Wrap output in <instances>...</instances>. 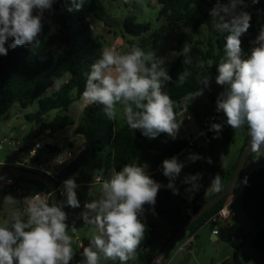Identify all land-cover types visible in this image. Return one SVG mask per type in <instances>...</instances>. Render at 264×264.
<instances>
[{"label": "clouds", "instance_id": "clouds-1", "mask_svg": "<svg viewBox=\"0 0 264 264\" xmlns=\"http://www.w3.org/2000/svg\"><path fill=\"white\" fill-rule=\"evenodd\" d=\"M58 0H0V55L7 56L9 48L37 46L43 32L45 13H54ZM68 11H79L84 0H68ZM244 0H217L210 15L217 17L216 30L227 33L224 57L217 66L215 83L223 87L216 98V112L223 122H213L209 131L215 139L221 138L225 125L231 129H248L249 152L259 162L264 150V27H261L248 58H243L242 36L251 27V14L243 11ZM92 30V25L90 26ZM12 40L8 47L5 45ZM191 49L185 45L181 50L183 64H190ZM165 57L145 53L132 47L124 54L105 48L101 57L94 62L87 74L85 90L75 107L81 101L103 105L109 120L117 119V105L128 127L139 130L149 140L165 134L173 141L178 138L180 123L174 111V101L162 91L165 82L172 80L168 73ZM188 74L181 73L178 82L183 84ZM212 77H204L202 87L184 96L183 102L202 97L205 90H211ZM61 83V82H58ZM190 118V117H189ZM214 121L216 117L212 118ZM167 142V141H165ZM212 164L211 157L189 152L184 161L177 156L163 160L161 169L168 183L155 180L145 171L147 164L136 162L125 164L120 170H113L110 177L100 183L99 199L86 200L81 205L75 178L63 182L65 201L63 204H49L47 197L37 193L23 201V212L12 211L10 217L0 225V264H71L73 259L72 237L68 235V214L64 207L83 210L79 214L85 224H94L98 234L83 249L82 264H101V260L119 261L127 264L133 258L145 236V224L141 217L157 215L155 205L161 189L170 190L179 196V179L185 198L191 202L199 191L202 173L186 174L182 170L189 163L205 160ZM222 168L229 160L220 155ZM99 182V179H97ZM243 183H247L245 177ZM210 187L219 192L222 182L219 174L211 179ZM91 196V191L88 193ZM7 205L17 203L11 195L5 196ZM76 232L75 224L71 227Z\"/></svg>", "mask_w": 264, "mask_h": 264}, {"label": "trees", "instance_id": "trees-1", "mask_svg": "<svg viewBox=\"0 0 264 264\" xmlns=\"http://www.w3.org/2000/svg\"><path fill=\"white\" fill-rule=\"evenodd\" d=\"M157 1L161 6L159 16L178 30H182L178 34L176 42L170 47L171 50L181 52L185 45L191 49L190 64H183L184 57L182 55L176 61L168 63V73L172 80L165 82L162 88V91L175 102L174 111L178 122V113L183 105H186L182 98L202 87L200 81L208 76L210 69L213 72L217 71V66L225 55L224 45L227 33H220L213 27L214 16L210 15V12L216 6L217 0ZM221 2L226 3L227 0H221ZM244 3V11L249 12L252 17L251 27L241 38L243 58L246 59L250 55L251 49L256 46L254 41L259 33L256 29L257 19L252 11L264 10V0H244ZM69 6L68 0H58L53 6L54 13H45L44 28L37 46L33 48L21 46L14 50L9 48L7 56L0 55V117L16 103L27 108L37 101V111L26 115L28 121H35L38 124V129L33 135L37 142L41 140L42 135L48 134L54 138L56 134L66 128L75 126L74 118L69 113L75 101L80 100L85 90L87 74L91 65L101 57L102 51L105 49L103 42L91 34L87 20V14H92L107 25V9L104 0H84V6L79 11L70 12L68 11ZM125 27L127 31L138 35L149 29L148 24L138 23L134 17H128L125 20ZM202 27L208 28L214 33V38L209 40L206 50L200 48L202 42L196 40L192 33L183 31L189 29L193 33L199 34ZM11 42L10 39L5 47H8ZM210 63L211 65H209ZM181 73L188 74L183 84L177 80ZM60 80H62V84L58 86V89L47 94L48 90ZM211 99L216 100L214 97ZM195 100L190 101L187 105L191 108L190 105ZM53 111L58 112L57 116L52 121L44 122V117ZM193 111L199 118L209 114ZM229 131L230 127L225 125L221 133L228 140H230ZM75 135L83 139V147L60 169L54 181L60 193L59 200L64 191L63 182L70 177L75 178L77 184L91 183L96 170H104L107 174L109 171H118L125 164L133 162H143L152 169H158L164 159L179 156L188 149L186 141L178 139L173 141L165 134L149 140L139 130L130 129L126 122L119 128H115L114 121L107 118L103 105L98 103H88L84 107L75 128ZM48 147L55 154L62 151L58 146ZM42 149L43 147L40 150ZM31 150L32 148L25 153L29 155ZM35 157L33 162L39 163V156ZM252 159L253 156L250 154L247 164ZM234 171L235 168L233 173ZM39 173L53 180L47 174L40 171ZM152 177L156 180L155 176L152 175ZM245 177H247L246 184L243 183ZM1 179L2 177H0ZM16 181L21 186L22 183L27 182L34 184L39 191L49 192L40 182L21 178ZM242 183V190L238 194L241 208L255 227L249 243L253 249L264 255V166L260 165L248 173H245L244 170L239 187ZM184 188L183 193L185 194ZM7 195L0 191V215L4 210V200ZM231 196L224 198L196 221L188 231L190 236H196L212 215L226 207ZM199 199L194 197L191 200L193 208L188 214L176 209L179 218L182 217L180 219L182 222L209 200L199 202ZM141 220L145 224L146 230L144 239L137 248L138 251L151 245L149 232L153 225L146 215L141 217ZM178 224L174 233L180 227ZM169 239L165 241V244ZM244 239L247 240V236H243V240H229L232 255L220 264H242L241 254L246 246L243 242Z\"/></svg>", "mask_w": 264, "mask_h": 264}, {"label": "rangeland", "instance_id": "rangeland-1", "mask_svg": "<svg viewBox=\"0 0 264 264\" xmlns=\"http://www.w3.org/2000/svg\"><path fill=\"white\" fill-rule=\"evenodd\" d=\"M104 4L107 9V25L92 14H87V20L89 27L92 25V30L90 27L91 34L98 37L103 42L105 48L112 49L118 54H124L132 47L141 48L146 54L152 53L156 57H165V66L167 69L169 62L176 61L180 58L181 52L172 51L170 47L176 42V38L182 30H178L174 25L169 24L159 16L161 6L157 0H104ZM244 8L245 3L242 9L243 11ZM128 17H134L138 23L148 24L149 29L139 35L127 31L125 20ZM216 21L217 17H214V29H216ZM183 31L192 33L196 40L202 42L200 48L203 50H206L209 40L214 38L213 31L205 27H202L199 34H195L189 29ZM209 65H211V63ZM209 75L212 77L211 90H205L202 97L196 98L194 103L190 105L193 110L204 111L205 113L216 112V100L213 101L211 98L214 97L216 99L219 93L223 91V87L215 83V77L218 75L217 71L213 72L210 69L208 72V76ZM58 82L54 87L48 90L47 94L58 89V86L62 84V80ZM87 104L88 103L81 101V107L78 108L73 106L71 109L69 114L74 118L76 123L75 126L66 128L64 131L56 134L54 138L48 134L42 135L41 140L38 142L37 139L33 137L34 132L38 129V124L35 121H28L26 119V115L37 111L38 102L35 101L27 108H23L17 103L13 105L6 114L0 117V166L14 165L19 167V165L13 164V162L18 160L22 155V150L27 152L31 148L34 149L35 144H38L43 147L42 150L38 149L36 153V156H39L41 168L43 170H58V167L51 166V164H54L57 155L55 152H51L48 146H58L61 149L65 147L67 151L73 153V156L78 154L83 147V139L75 135V128L80 120L82 110ZM117 110V119L114 121L115 128H119L125 122L120 105H117ZM57 113V111H53L48 114L44 117V122L52 121L57 116ZM228 135L230 136V140L225 139L224 135H221L220 139H215L211 142L198 139L194 148L187 149L177 156L181 161H184L189 152H194L205 158L211 157L213 160L212 164H208L206 159L199 160L195 163H189L182 170L181 179L186 174L202 173L203 178L200 181L201 187L195 194V197L200 198L199 202L206 201L217 193V191L210 187L211 179L214 178L215 175L219 174L221 176V189L231 180L233 170L236 168L240 156L250 138L247 126L241 130L235 131L230 128ZM34 140H36V142H34ZM222 153L226 155L229 160L227 168L221 167L220 155ZM261 154L264 156V150H262ZM24 155L28 157V153ZM254 159L255 157L253 156L252 161L245 166V173H248L260 165L264 166V158L258 163L253 162ZM136 163L145 164L143 162ZM158 169L145 166V171L149 175L155 176L158 182L166 185L168 180L163 176L162 171L161 173H154L155 170ZM98 175L104 178L106 177L105 171L98 169L94 172L91 183H86V186L80 183L82 186L77 189L78 198L80 200L99 199L101 195L100 184L92 183ZM109 177L110 176H107V178ZM239 183L236 194L229 199L230 204H228V208L230 209V218L227 222L222 220L217 222L216 225L206 224L198 231L196 237H191L190 233L186 232L170 250L164 264L221 263L232 251L229 240H243L242 235H251L254 225L241 208L240 196L238 195V191L240 190ZM22 186L29 193H37L39 191L37 187L31 183L24 182ZM177 186L180 188L181 194L179 196L173 195L170 190L161 189L159 192L155 205L157 215L154 216L150 213L146 214L153 224L149 232L151 245L141 251L136 250L133 258L130 259L127 264H151L164 248L165 241L173 236L174 228L177 224L179 223L178 225L181 226L185 222L180 220L182 217L179 218L176 209L185 214L186 209H188L187 206L189 204L191 205V203L185 198V194L183 193V188L187 187V185H181L178 179ZM83 190L88 191L83 192ZM89 191H91V196L88 195ZM64 201L65 196L62 194L59 204H63ZM15 210H17L15 205L5 204L4 210L0 215V225H3L5 220L9 218L11 212ZM64 210L68 214V235L72 237V252L73 255L76 256L79 250L83 253L84 247L89 246L91 238L98 234V229L96 225L85 224L79 218V221H76L71 215L73 214L72 212H76L78 209L74 210L65 206ZM73 223L75 224L76 232L71 231ZM213 228L218 230L217 241L212 237ZM188 240H190L191 249L185 251L181 248ZM243 242L246 246L241 254L242 264H264V255L253 249L248 240L244 239ZM80 244L82 245L81 248L79 247ZM77 259L80 260L79 258ZM83 259L84 257L82 255V260ZM101 264H119V261L101 260Z\"/></svg>", "mask_w": 264, "mask_h": 264}, {"label": "built area", "instance_id": "built-area-1", "mask_svg": "<svg viewBox=\"0 0 264 264\" xmlns=\"http://www.w3.org/2000/svg\"><path fill=\"white\" fill-rule=\"evenodd\" d=\"M254 15L256 16L257 23H256V29L259 32L261 27H264V10H253L252 11ZM257 46V45H256ZM255 46V47H256ZM179 121L181 127L178 133V140L186 141L188 143V149H192L195 146V143L198 139H203L205 142H211L212 141V134L214 132L209 131V127L211 123L213 122H223V118L216 112L209 113L202 118H199L196 116L195 112L188 106L183 105L182 109L178 113ZM190 117V118H189ZM216 117V120L214 121L212 118ZM42 146L36 145L34 149H32L29 153V158L23 159V160H17L15 162L16 165H19V167H23L26 169H30L32 171H40L48 176H50L54 181L60 171L61 168H63L73 157V153L71 151H67L64 149L63 152L59 153L54 161V164H51V166L58 167V170H43L41 168L40 164H35L33 162V158L36 156L37 150L41 149ZM97 179H99V182H97ZM107 179V178H106ZM105 180L104 178L98 176L94 179L92 182L93 184H100ZM243 183L240 187V190L238 191V194L242 190ZM58 190V189H57ZM0 191H3L7 193L8 195H11L15 198L17 203L14 205L17 207V210L23 212V201L26 197L34 196L37 193L44 195L47 197L48 203L51 204V196L50 192L46 191H38L37 193H29L24 187L19 185L16 181V179L13 178H6L2 177L0 180ZM188 209H186V213H190L193 204H189L187 206ZM230 218V210L228 207H224L220 211H218L216 214L212 215L209 220L207 221V224H216L219 221H227ZM213 234L218 235V230L214 229ZM79 247L81 248L82 245L80 244ZM181 249H184L185 251H189L191 249V243L190 240H188ZM82 251H78V255H76V258H79L78 260L80 263H82Z\"/></svg>", "mask_w": 264, "mask_h": 264}, {"label": "water", "instance_id": "water-1", "mask_svg": "<svg viewBox=\"0 0 264 264\" xmlns=\"http://www.w3.org/2000/svg\"><path fill=\"white\" fill-rule=\"evenodd\" d=\"M214 136L215 133H213L211 136L212 141L215 140ZM250 139L251 138H249L248 143L240 156L239 162L235 168L231 180L221 189V191L217 192L213 197L207 200L187 220H185V222L176 230V232L165 244L162 251L157 255V257L153 260L151 264H164L170 250L182 238V236L189 231V229L196 221H198L202 216H204L209 210H211L224 198L234 195L237 192L236 190L238 183L240 182V180H242L243 172L250 155L249 152ZM0 177L13 178V179L21 178L24 180H32V181L40 182L44 184L45 187L50 192L51 204L52 203L59 204L60 193L56 188L54 180H50L46 178L43 174L39 172L26 170L14 165H4V166H0ZM71 264H81V263L73 255Z\"/></svg>", "mask_w": 264, "mask_h": 264}, {"label": "crops", "instance_id": "crops-1", "mask_svg": "<svg viewBox=\"0 0 264 264\" xmlns=\"http://www.w3.org/2000/svg\"><path fill=\"white\" fill-rule=\"evenodd\" d=\"M201 113L202 112H204V111H200ZM63 148H65V147H63ZM62 148V151L61 152H63L64 151V149ZM60 152V153H61ZM25 152L24 151H22V155L18 158V160L20 161V160H23V159H27V158H29V157H26L25 155ZM59 153H57L56 155H58ZM29 156V155H28ZM17 161V160H16ZM16 161H14L13 162V164H15V162ZM35 163V162H34ZM35 164H39V163H35ZM259 167V166H258ZM161 167H159V169L157 170V171H155L154 173H161ZM111 173H112V171H109L107 174H106V177L104 178V177H102V176H100V175H98V176H100V177H102V178H104L105 180H106V178H107V176H110L111 175ZM97 176V177H98ZM108 179V178H107ZM83 185H85L86 186V183H82ZM82 184H78L79 185V187L80 186H82ZM86 191H88V190H86ZM85 190H83V192H86ZM81 201V205H83V203L86 201V199H82V200H80ZM187 204V203H186ZM228 204H230L229 202L227 203V207L229 206ZM229 209V208H228ZM83 210V207H81V208H79L78 209V211H76V212H72L73 214L71 215V216H73V218L76 220V221H79L78 220V218H79V214H80V212ZM230 210V209H229ZM231 216H232V213H231ZM68 221V220H67ZM227 222V221H226ZM177 228V226L174 228V229H176ZM215 228H213L212 229V233H213V230H214ZM254 231H255V227L252 229V231H251V235L249 236H247L248 237V241H250L251 240V237H252V235H253V233H254ZM242 236H245V234L244 235H242ZM191 237H196V236H191ZM212 237H213V239L215 240V241H217L218 240V236L217 235H215V234H212ZM168 238V237H167ZM166 238V239H167ZM186 242V241H185ZM184 242V243H185ZM183 243V244H184ZM183 246V245H182ZM232 255V251L225 257V259L224 260H226V259H228L230 256ZM224 260H222V261H224ZM221 261V262H222ZM216 264H220V263H216Z\"/></svg>", "mask_w": 264, "mask_h": 264}]
</instances>
